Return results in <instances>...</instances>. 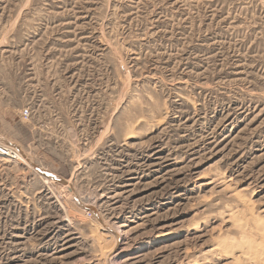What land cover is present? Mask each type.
<instances>
[{
	"label": "rangeland",
	"instance_id": "obj_1",
	"mask_svg": "<svg viewBox=\"0 0 264 264\" xmlns=\"http://www.w3.org/2000/svg\"><path fill=\"white\" fill-rule=\"evenodd\" d=\"M1 147L0 264H256L264 0H0Z\"/></svg>",
	"mask_w": 264,
	"mask_h": 264
},
{
	"label": "bare ground",
	"instance_id": "obj_2",
	"mask_svg": "<svg viewBox=\"0 0 264 264\" xmlns=\"http://www.w3.org/2000/svg\"><path fill=\"white\" fill-rule=\"evenodd\" d=\"M5 146H7V145H5ZM1 148H2V150H0V153L2 154V159L1 160H3V161H10L11 159L19 160V157H18L19 154H18V156L16 154H12L11 150L9 148H7V147H1ZM45 181L47 182V183L46 182L45 183L47 185H49V181H47V180H45ZM257 233H258V235L256 234L257 235V240L255 239L256 238L255 237L254 239L251 240V242H248V240L251 239L250 238V239L244 240L241 243H239V242L235 243L234 245H232L233 247H231V248H229L227 250V253L228 254H233V253H235L234 252L235 249L237 247H239V249L244 251L243 255L246 257L247 261L249 259V260L254 261V263H256V264H264V226L261 225L258 228V232ZM246 238L247 237H245L244 239H246ZM239 252H241V251H239ZM235 259H237V258L235 257ZM240 262H242V261L240 260Z\"/></svg>",
	"mask_w": 264,
	"mask_h": 264
},
{
	"label": "built area",
	"instance_id": "obj_3",
	"mask_svg": "<svg viewBox=\"0 0 264 264\" xmlns=\"http://www.w3.org/2000/svg\"><path fill=\"white\" fill-rule=\"evenodd\" d=\"M29 114H30V111H29V110H25V111L23 112V116H25V117H28ZM11 153L17 155L18 152L12 150Z\"/></svg>",
	"mask_w": 264,
	"mask_h": 264
}]
</instances>
